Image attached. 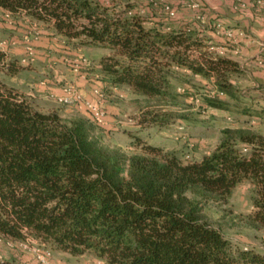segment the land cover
Here are the masks:
<instances>
[{"label":"trees","instance_id":"trees-1","mask_svg":"<svg viewBox=\"0 0 264 264\" xmlns=\"http://www.w3.org/2000/svg\"><path fill=\"white\" fill-rule=\"evenodd\" d=\"M0 8L51 25L63 43L110 50L98 69L109 87L168 101L176 98L175 72L185 71L214 81L210 106L245 105L232 81L245 71L203 50L209 45L199 26L144 20L129 6L99 0H0ZM7 57L0 50V74L16 75L21 68ZM237 111L264 118V107ZM102 129L90 117L35 109L0 78V236L31 235L107 264H264L263 254L234 248L203 217L204 204H227L248 182L255 212L247 220L264 229V134L225 128L208 153L185 162L139 137L142 152L110 148L100 141Z\"/></svg>","mask_w":264,"mask_h":264},{"label":"rangeland","instance_id":"rangeland-1","mask_svg":"<svg viewBox=\"0 0 264 264\" xmlns=\"http://www.w3.org/2000/svg\"><path fill=\"white\" fill-rule=\"evenodd\" d=\"M99 1L117 10L129 6L132 13L144 20L161 19L175 27L186 23L199 26L201 35L209 45L203 50L236 60L245 71L244 75H236L232 80L240 89L244 106L264 107V83L259 82V87L253 89L249 80L253 75L263 81L261 77L264 74L262 73L264 64H257L255 61L261 54L251 58L244 53L232 52L239 48L240 38L247 39L252 44L254 52L259 49L261 51L264 46L261 39L255 36V32L236 21L244 20L249 12H253L260 16L261 23L257 22L252 28L264 29V0H245L247 3L245 7H239L238 0H233V3L230 2L232 0ZM223 29L239 30L247 37L240 36L239 33L240 37L234 42L224 34ZM25 36L28 39H25ZM56 37L54 47L45 50L44 43ZM13 41H16L15 45L11 44ZM4 42L10 45L4 47ZM26 42L30 43L36 52L35 61L23 64L22 57H13L8 53L6 62L15 59L21 70L13 76L1 73L3 83L24 95L35 109L57 112L62 118L69 120L81 115L89 116L76 103L60 104L56 92L68 86L80 90L79 78L82 74L86 78L89 76L91 79L89 83L95 84V81L102 86L106 124L102 126L99 134L101 143L110 148L119 149L127 154L142 152V146L136 144V138L139 137L144 144H153L165 151H174L183 161L191 162L208 153L217 144L225 128H250L264 134V118H249L239 113L237 110L244 106L232 102L230 104L233 111H226L209 105L208 100L216 92L213 80L195 77L185 71H176V78L173 79L175 85L173 94L176 98L163 102L147 99L129 89L121 91V88L109 87L99 76L100 60L111 54L110 50L84 47L77 43H63L51 25L32 22L26 16L15 15L6 19V11L0 9V50L7 53L20 45L26 49ZM61 45L69 48H62ZM77 48L81 49L77 54L61 51L73 52ZM193 56L199 57V51ZM83 60L86 62L83 63ZM94 89L90 87L92 93ZM143 120L146 121L141 123ZM252 198V187L248 182H243L234 190L229 203L204 204L203 217L221 229L234 248L254 250L264 255V229L250 224L247 220V217L255 212ZM0 264L107 263L91 253L73 257L56 251L28 235L24 241H14L0 236Z\"/></svg>","mask_w":264,"mask_h":264},{"label":"built area","instance_id":"built-area-1","mask_svg":"<svg viewBox=\"0 0 264 264\" xmlns=\"http://www.w3.org/2000/svg\"><path fill=\"white\" fill-rule=\"evenodd\" d=\"M220 1H229V0H220ZM245 0H238V6L239 7H245L246 6ZM11 16H14L9 11H6V19L11 18ZM264 20V19H263ZM218 28L221 27L218 26ZM224 30V29H223ZM224 34L230 38L231 40H234V42H237V35H235L234 31L232 30H224ZM220 33V31L218 32ZM243 33H240V36H243ZM25 39H28L27 36H25ZM26 52L21 58V62L23 64H30L31 62H34L36 59V52L33 49V47L30 45V43L26 42ZM12 45L16 44V41L11 42ZM7 42L3 43L4 47L9 46ZM261 56H258L256 58L257 64H264V46H262L260 51ZM86 60H83V63H85ZM103 92L101 91L100 87H96L93 90V94L95 96L94 101L91 100H85L83 96L79 93L76 87L74 86H68L65 87L64 92L61 96L58 97V102L63 105H69L72 103H76L80 109H82L84 112L88 114V116L98 125L103 126L106 124V114L105 110L103 108ZM244 151H247V149H244Z\"/></svg>","mask_w":264,"mask_h":264},{"label":"crops","instance_id":"crops-1","mask_svg":"<svg viewBox=\"0 0 264 264\" xmlns=\"http://www.w3.org/2000/svg\"><path fill=\"white\" fill-rule=\"evenodd\" d=\"M230 2L233 3V0L230 1ZM2 10H4V9H2ZM236 22L237 23H241L242 25H245V27H247V29H249L252 32H255V36H257V37H259L261 39V42H262L261 44L264 43L263 42L264 41V29L256 30V28H252V26H255L257 22L261 23V18H260V16L258 14H254L253 12H249V14L246 16V18H244V20L239 19ZM234 33H235V35H237V37H240V36H238V34L240 33L239 30L234 31ZM213 36L215 37L216 35H213ZM243 36H245V35H243ZM245 37H247V35ZM56 39H57V37L46 41L44 43V45H43V47L46 48L45 50H47L48 48H50V49L53 48L54 45H55V42L54 41H56ZM220 40H222V39H220ZM251 45L252 44H250V42L247 39H241L240 38L238 40V47L239 48L237 49V51H232V52H234V53H242V54L244 53V54L249 55L251 58H255L260 53V51H259L260 49L259 50H256L254 52V50H252V48H251ZM61 47L62 48L64 47L66 49L69 48V46H65V45H61ZM232 48H235V47L232 46ZM61 51H64V52H67V53H70V54H72V53L73 54H77V52L78 51L80 52L81 49H78L77 48V50L75 49V51H73V52H68V51H65V50H61ZM25 52H26L25 47L22 46V45H20L19 47H16L12 51L9 50V52H7V54L9 53L8 55L18 58V57H22L25 54ZM7 59H8V57H7ZM262 73H264V71ZM261 78L263 79V81L260 78H258L256 76H253V75H251L249 77V80L251 82V85H252L253 89L259 87L258 86L259 85L258 84L259 82L264 83V74H262V77ZM90 80L91 79L89 78V76H88V78H86V76L84 74H82V76L79 78V82H78V87L80 88V90H78V91L83 96L84 99L94 101L95 96L92 93V90H90V87H92V88L100 87L101 88L102 86L99 83L95 82L94 80L93 81H94L95 84H91V83H89ZM121 91H122V89H121ZM57 92H56L57 97L58 96H61L63 94V92H64V89L59 90L58 94H57Z\"/></svg>","mask_w":264,"mask_h":264}]
</instances>
